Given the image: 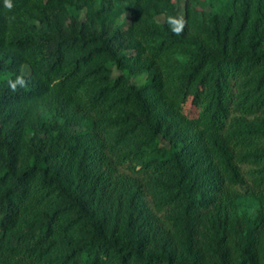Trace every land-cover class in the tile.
Masks as SVG:
<instances>
[{"label":"trees","instance_id":"obj_1","mask_svg":"<svg viewBox=\"0 0 264 264\" xmlns=\"http://www.w3.org/2000/svg\"><path fill=\"white\" fill-rule=\"evenodd\" d=\"M10 3L0 264H264V0Z\"/></svg>","mask_w":264,"mask_h":264},{"label":"clouds","instance_id":"obj_2","mask_svg":"<svg viewBox=\"0 0 264 264\" xmlns=\"http://www.w3.org/2000/svg\"><path fill=\"white\" fill-rule=\"evenodd\" d=\"M6 3H7V6L8 7H11V3H10V0H6ZM172 23H180V27H176L174 28V31L176 32H179L181 30V27H182V21H172ZM9 86L12 88L13 91H15L17 89V86H25L26 82L25 80L23 79L22 76H17L16 79L13 81V80H9Z\"/></svg>","mask_w":264,"mask_h":264},{"label":"rangeland","instance_id":"obj_3","mask_svg":"<svg viewBox=\"0 0 264 264\" xmlns=\"http://www.w3.org/2000/svg\"><path fill=\"white\" fill-rule=\"evenodd\" d=\"M178 14H179V17H180V18L183 17V15H184V8H183V7L179 6V8H178ZM158 18H159L160 20H163V19H164V16L161 15V16H159ZM128 21H129V14L126 13V14H124L123 17H122V23L124 24V26H126V24H127ZM114 74H115V75L119 74V71H118L117 69H114Z\"/></svg>","mask_w":264,"mask_h":264}]
</instances>
